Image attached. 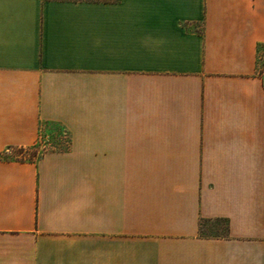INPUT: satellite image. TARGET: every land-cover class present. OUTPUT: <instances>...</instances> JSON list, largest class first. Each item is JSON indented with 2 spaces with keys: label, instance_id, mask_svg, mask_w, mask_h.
<instances>
[{
  "label": "crops",
  "instance_id": "1",
  "mask_svg": "<svg viewBox=\"0 0 264 264\" xmlns=\"http://www.w3.org/2000/svg\"><path fill=\"white\" fill-rule=\"evenodd\" d=\"M0 264H264V0H0Z\"/></svg>",
  "mask_w": 264,
  "mask_h": 264
},
{
  "label": "rangeland",
  "instance_id": "2",
  "mask_svg": "<svg viewBox=\"0 0 264 264\" xmlns=\"http://www.w3.org/2000/svg\"><path fill=\"white\" fill-rule=\"evenodd\" d=\"M50 130L47 131V133L42 134V137L40 138V141L38 144L34 146L29 152L26 153V156H32V154L35 153L37 156L38 154L43 153L47 149L51 148H58L62 144H65V141L61 140L60 133L58 130L54 128H49ZM23 156L21 153L16 151H11L7 157L9 158H15ZM226 225L223 221H206L203 222L201 225V232L204 234H212L217 232H222L225 230Z\"/></svg>",
  "mask_w": 264,
  "mask_h": 264
},
{
  "label": "trees",
  "instance_id": "3",
  "mask_svg": "<svg viewBox=\"0 0 264 264\" xmlns=\"http://www.w3.org/2000/svg\"><path fill=\"white\" fill-rule=\"evenodd\" d=\"M86 1H94V2L104 1V2H107V1H117V0H86ZM35 145H33L31 147H14V146H12V147L8 148V150L2 154V157L4 159H13V160H18V161H26V160L35 161L36 158L39 157L41 154H38L36 156L35 153H34V154H32V156H26V153L29 152L32 148H34ZM13 150L16 151V152L21 153L23 156L15 157V158L7 157V153L11 152Z\"/></svg>",
  "mask_w": 264,
  "mask_h": 264
}]
</instances>
